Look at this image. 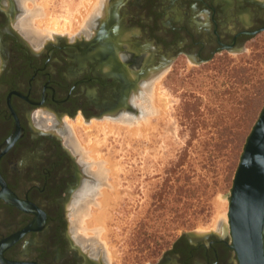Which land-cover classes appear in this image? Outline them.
Here are the masks:
<instances>
[{"label": "flooded vegetation", "instance_id": "obj_1", "mask_svg": "<svg viewBox=\"0 0 264 264\" xmlns=\"http://www.w3.org/2000/svg\"><path fill=\"white\" fill-rule=\"evenodd\" d=\"M28 11L0 0V264H109L76 226L98 182L65 119L138 114L147 76L179 56L201 66L241 52L264 33V0H105L81 31L43 39ZM146 264L237 258L218 231L182 235Z\"/></svg>", "mask_w": 264, "mask_h": 264}, {"label": "rangeland", "instance_id": "obj_2", "mask_svg": "<svg viewBox=\"0 0 264 264\" xmlns=\"http://www.w3.org/2000/svg\"><path fill=\"white\" fill-rule=\"evenodd\" d=\"M46 1L47 25H55L56 32L48 31L45 21L40 27L31 22L44 0H24L33 37H69L85 26L77 18L84 21L92 0ZM147 79L134 116L83 120L89 128L67 124L80 115L65 119L75 147L96 176L95 190H106L110 183L115 187L116 197L111 196L104 206L109 210L105 240L84 235L76 222L78 231L91 237L109 264H146L184 234L197 238L228 232L224 195L245 139L264 106V33L243 51L218 54L201 66L179 56L159 75ZM157 99L161 112L149 111ZM106 122L114 125L110 132L99 125ZM145 122L150 128L143 130ZM127 127L136 129L135 135ZM91 143L96 147L91 155L110 161L116 178L95 174L98 160H87L89 154L83 150ZM93 199L96 203L100 197ZM89 210L93 212L94 207Z\"/></svg>", "mask_w": 264, "mask_h": 264}, {"label": "water", "instance_id": "obj_3", "mask_svg": "<svg viewBox=\"0 0 264 264\" xmlns=\"http://www.w3.org/2000/svg\"><path fill=\"white\" fill-rule=\"evenodd\" d=\"M14 139L12 136L6 145ZM224 198L228 204L227 229L237 264H264V106L245 139Z\"/></svg>", "mask_w": 264, "mask_h": 264}, {"label": "bare ground", "instance_id": "obj_4", "mask_svg": "<svg viewBox=\"0 0 264 264\" xmlns=\"http://www.w3.org/2000/svg\"><path fill=\"white\" fill-rule=\"evenodd\" d=\"M31 1V0H30ZM33 1V0H32ZM103 1V0H102ZM102 1L99 3L98 6H96L97 4V0H92V5L91 7H89V11L86 15H83L82 18H84V21L82 22L81 21V18H77L79 24L81 25L83 23V26L85 25L86 21L88 20V18L90 17V14L95 12V14L101 16L102 14V8H100V5L102 3ZM28 3V2H27ZM26 4V3H24ZM103 5V4H102ZM27 6V5H26ZM106 6V5H105ZM37 14L36 16L34 17V19L32 18L31 22L32 21H35L38 26L40 27L41 26V20L42 21H45L46 22V29L49 28L48 31H53V32H56L54 30L55 28V25L53 24H48V20L46 19V16L49 14L48 13V10H47V1L44 0V4L43 6H37ZM35 8V9H36ZM36 13V12H35ZM32 13H30L31 15ZM34 14V13H33ZM104 14V13H103ZM30 17V16H29ZM101 18V17H100ZM30 21V20H29ZM30 22V23H31ZM79 28V27H78ZM42 31V30H41ZM39 31V32H41ZM46 32V30H43ZM57 31L60 32L61 31V28H57ZM42 33V32H41ZM44 33V32H43ZM47 33V32H46ZM52 33V32H51ZM157 91V90H156ZM155 95V94H154ZM150 100V99H149ZM152 101V100H151ZM155 106L149 111L151 112H155V113H159L161 112V109L162 108H159L160 107V102H159V99H157L156 103H154ZM145 114V113H143ZM142 114V115H143ZM156 115V114H155ZM147 120V119H146ZM146 122H149V121H146ZM143 123L141 124V126H143V128L141 129H146L145 127H147L148 123ZM72 123H74V126H82L84 128H89L88 126H86V123L83 121V119L78 116L75 121L73 122H70L68 121V124L70 126H72ZM90 124V123H89ZM99 125L101 127H105L106 131L110 132L111 130H113V127L114 125H112L111 123L109 122H106V123H99ZM150 125V123H149ZM148 125V127L150 128V126ZM140 126V125H139ZM129 127V126H128ZM127 127V128H128ZM120 128V127H119ZM135 128V127H134ZM138 128V127H137ZM126 130V128H124ZM132 133V135H135V131L136 129H131V128H128ZM142 130V131H143ZM140 131V129L138 130ZM81 146V145H80ZM95 145L93 143H91L88 147L86 146L85 148L83 147V150L85 152V149H86V155L89 154V157L87 160H93L95 162V160H98L100 159L101 157H98V156H92L91 153L93 151H96L95 149ZM82 150V149H81ZM83 155V154H82ZM86 158V156H84ZM98 157V158H97ZM99 161V160H98ZM96 162L94 163V166L96 167V174L98 175V177L100 178H104L105 176H108V175H111L113 176L114 178H116L117 176V170L115 169V166L110 163V161L108 160H102V161H99V162ZM94 167V169H95ZM105 179V178H104ZM103 180V179H102ZM106 181V180H105ZM107 188L109 189H103L102 191H98V190H95L94 193H92V198L88 201L87 205H85V209L84 210H81V212L78 214V218L76 220L77 224H78V227H79V230L85 234V235H94V236H98L100 238H102L103 240H105L107 238L106 234H107V226L105 224L106 220L108 219L107 217L109 216L108 214V211L106 210V208L104 209V206L107 205L108 203V200H110L111 196L114 195V197H116L117 194H115V187H114V184L110 183L108 184ZM99 189V188H98ZM108 192V193H107ZM112 194V195H111ZM96 195H99L100 197V200L98 202H94L93 198L96 196ZM97 198V197H96ZM109 206V205H108ZM90 207H94V211L93 212H90L89 208ZM106 211V212H105ZM108 214V216H107ZM225 227V226H224ZM226 228V227H225ZM227 230V229H226Z\"/></svg>", "mask_w": 264, "mask_h": 264}]
</instances>
